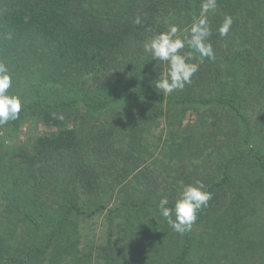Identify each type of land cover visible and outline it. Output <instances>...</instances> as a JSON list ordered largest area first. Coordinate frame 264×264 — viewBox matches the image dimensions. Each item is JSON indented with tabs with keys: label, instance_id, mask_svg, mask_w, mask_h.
Segmentation results:
<instances>
[{
	"label": "trees",
	"instance_id": "1",
	"mask_svg": "<svg viewBox=\"0 0 264 264\" xmlns=\"http://www.w3.org/2000/svg\"><path fill=\"white\" fill-rule=\"evenodd\" d=\"M200 4L0 0V61L31 93L0 127V264H264V0H217L216 57L183 91L154 88L167 65L142 48L169 24L187 34ZM31 115L48 131L12 152ZM196 180L212 199L181 235L157 204Z\"/></svg>",
	"mask_w": 264,
	"mask_h": 264
},
{
	"label": "clouds",
	"instance_id": "2",
	"mask_svg": "<svg viewBox=\"0 0 264 264\" xmlns=\"http://www.w3.org/2000/svg\"><path fill=\"white\" fill-rule=\"evenodd\" d=\"M216 9L217 0H201L199 16L187 34L178 35L183 31L180 26L169 24L166 30L157 32L142 44L144 53L150 55L152 60L167 65L166 73H161L154 85L159 93L183 91L186 85L192 83L193 76L205 59H215L216 53L210 41L213 30L209 13ZM134 23L141 24V17L137 16ZM233 23L232 16L225 15L216 29L219 36L227 37ZM14 86V74L9 65L0 61V127L18 120L24 108L21 96L13 91ZM54 118L62 120L63 115L55 117L54 114ZM212 195L202 181L196 180L183 186L172 206H169L167 197L160 198L157 211L174 232L183 235L192 229L199 212L208 207Z\"/></svg>",
	"mask_w": 264,
	"mask_h": 264
},
{
	"label": "rangeland",
	"instance_id": "3",
	"mask_svg": "<svg viewBox=\"0 0 264 264\" xmlns=\"http://www.w3.org/2000/svg\"><path fill=\"white\" fill-rule=\"evenodd\" d=\"M30 91L28 88H25L23 92L20 94L22 100L26 101L28 100V96H30ZM203 116L198 112V110L191 109L189 112L185 113L182 115V122H183V129L188 130V132H192L195 134L196 132H199L201 129V126L203 124ZM42 124L35 118V116L31 115L29 118L26 119V122L24 123V126L22 128V133L19 138H9L6 139V146H12V152L18 153L20 150L23 148H28L26 144V135L28 133L30 134H37V133H43L46 131ZM168 130L167 126L165 125H159L156 128L153 129L154 133L157 135H163L165 132ZM48 131V130H47ZM10 137V136H9ZM3 154L4 157L9 159L10 153L5 150V148H0V155ZM6 186H0V189L4 188ZM100 222V221H99ZM98 222V223H99ZM92 231L90 232V237L94 239L95 242L98 241L99 238H101V233L100 230H96V227L93 226L91 229ZM96 235L95 236V233Z\"/></svg>",
	"mask_w": 264,
	"mask_h": 264
}]
</instances>
